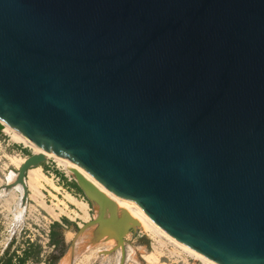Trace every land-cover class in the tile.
Instances as JSON below:
<instances>
[{
	"label": "water",
	"instance_id": "water-1",
	"mask_svg": "<svg viewBox=\"0 0 264 264\" xmlns=\"http://www.w3.org/2000/svg\"><path fill=\"white\" fill-rule=\"evenodd\" d=\"M5 125L188 249L264 264V0H0ZM46 160L6 189L26 203ZM73 175L122 242L137 223Z\"/></svg>",
	"mask_w": 264,
	"mask_h": 264
},
{
	"label": "rangeland",
	"instance_id": "rangeland-1",
	"mask_svg": "<svg viewBox=\"0 0 264 264\" xmlns=\"http://www.w3.org/2000/svg\"><path fill=\"white\" fill-rule=\"evenodd\" d=\"M0 136V179L4 178V174H14L17 176V172L19 169H16L15 166L11 165L10 160L11 158H24L26 159L32 154V148L29 146H25L20 142H16L12 139V137L8 134L7 130H4ZM57 163V162H56ZM60 166V165H59ZM42 170L54 183L59 189L55 190L52 185L49 183L43 182L44 189L43 191V201L44 204H40L38 202H34L32 200H28L27 210L23 216V220L17 224L14 214L12 212V204L6 205L0 199V254L3 250H8L10 255H13L16 251H20V246L24 244L25 240H29L30 238H34L35 233L31 231L34 227L36 219L38 218L39 212L43 215H47L48 219H52L55 223H62V228H55L56 232H59L57 238L62 239V244L58 245L56 249L52 252L45 254L46 256V264H60L62 259L70 252L73 247L75 239L80 235L81 228L80 224L81 221L75 217L76 212L78 211L74 206L69 204L66 194L69 192L64 186H62V179L67 178L68 175L71 180L67 178L69 182H75L74 177L67 173L63 166L57 168L55 162L52 163L51 160L48 163L42 164ZM7 175L4 179L6 181ZM52 177L59 178L57 182L56 179H52ZM3 181V182H4ZM57 187V188H58ZM65 189V191L62 190ZM67 191V192H66ZM31 192L28 191V195ZM56 195L55 196H53ZM71 194V193H70ZM74 196V195H73ZM79 200H82L88 204L89 207V215L90 221L94 222V219L97 217L96 215V208L94 204L87 198V196L83 193L76 197ZM115 211V210H114ZM122 214L117 215V217L122 218L125 212H120ZM64 214H68L73 219L67 218ZM126 214V213H125ZM64 218L70 221V224L67 226L64 223ZM94 218V219H93ZM15 220V221H14ZM60 221V222H59ZM15 225V226H14ZM102 224H98V239L105 242L113 243L112 247L111 244H101L96 246L95 248L85 252L81 255L73 264H150L146 259V256L150 255L151 253H155L153 249V240L152 234L143 228H141L138 224L132 225L128 232L123 236L122 242H119L116 238L113 237V234L110 232L111 229H108V234L110 237L105 236L101 237ZM109 226V225H106ZM104 226V227H106ZM18 227V228H17ZM32 227V228H31ZM27 228H31L27 230ZM109 228V227H107ZM23 229V230H22ZM106 229V228H105ZM22 231V232H21ZM21 232V234H20ZM80 232V233H79ZM67 234L69 235V239L67 238ZM18 238V239H17ZM18 241V244L16 243ZM35 247L39 245L34 243ZM111 247V248H110ZM107 248V250H104ZM110 248V249H109ZM62 249H65L64 254L61 256ZM103 250L100 253H92L91 251L94 250ZM61 256V257H60ZM155 256V255H154ZM158 260V257L155 256ZM161 263H168L171 262L167 258H160ZM53 260H56L53 262ZM35 264H39L41 259L39 256V261L33 260ZM159 262V260H158ZM157 262V264H158ZM189 264H200L199 262L190 261Z\"/></svg>",
	"mask_w": 264,
	"mask_h": 264
},
{
	"label": "bare ground",
	"instance_id": "bare-ground-1",
	"mask_svg": "<svg viewBox=\"0 0 264 264\" xmlns=\"http://www.w3.org/2000/svg\"><path fill=\"white\" fill-rule=\"evenodd\" d=\"M4 130H7L8 134L12 137V139L14 141L20 142V143L24 144L25 146L31 147L33 149L32 153H35V154L42 153V154H44V156L47 159H49V158L54 159L58 163V165L64 167V169L67 171L68 174H70V176L71 175L74 176L73 175L74 169L77 170L84 178H86L89 182L94 184L105 195V197L107 199H109L111 202L114 203V205H115L114 209L116 211V215L122 214L120 212H125L128 216L131 217V220L134 221L135 223H137L141 228H143L144 230H146L150 233H156V234H159L161 236H164V237L170 239L171 241H173L174 243H176L177 245H179L183 249H185L191 256L194 257L195 260L201 261L204 264H219V263H216V262L210 260L209 258L201 255V254L196 253L192 249H188L183 244L175 242L174 240H172L171 238L166 236L163 232H161L159 229L154 228L146 220H144L141 216H139L136 212H134L128 205H126L110 189L106 188L104 185L99 183L91 175L82 172L80 169H78L72 163L67 162V161L63 160L62 158L57 157L53 153L43 149L38 144L30 141L28 138H26L25 136L18 133L17 131H15L14 129H12L11 127H9L7 125H5L3 127L2 133H5ZM11 161H12V163H11ZM24 161H25L24 158L14 157V158H11L10 163H11V165L13 164L16 169H20V167L23 165ZM7 174H4V178L0 179V199L3 202H5L6 205L12 204V207H10V208H12V212H13L14 217L16 219V222L18 224L23 220V216L27 210V204L22 203V198L24 195V188L22 185L19 184V185L12 187L10 189H6L7 185H14V183L17 179V176H18V174H17V176H15L14 175L15 173L9 174V175H7ZM6 175H7V178H6V181H4ZM43 182L49 183L50 185H52V187L55 190L59 189L58 186H56L54 183L51 182L50 179H48L46 174L43 172L41 166L33 167L27 172V175L25 178V184H26L28 191L31 192L28 195V199L32 200L34 202H38L42 205L44 204V201H43V195L44 194H43L42 189H44V187H45ZM87 194L90 197V199L93 201V204L96 208V214H97L96 216H98L102 211V205L100 204V200L96 196L92 195L89 191L87 192ZM53 196L56 197V195H54V194H53ZM66 198L69 202L74 204L78 210L75 214V217L81 221V224H80L81 233L75 239L72 249L65 256V258L62 259L60 264H73L85 252H87V251H89V250H91V249H93L96 246L101 245V244H109L110 243L111 247H112L113 243H111V242L103 243L102 241L97 240L98 239L97 226H98V224L100 225V223H97L95 221L96 218L95 219L93 218L94 222L90 221L88 204L84 201L77 199L75 196H72L70 194H66ZM108 211H110V209ZM64 215L71 220L73 219V217H70L68 214H64ZM107 225H109V224H107ZM107 227H109V226H106L105 228L108 229ZM110 232L114 235V232L112 229L110 230ZM102 233H101V235H103ZM104 250H107V248H105ZM101 251H103V250L96 249V250L91 251V252L92 253H100ZM154 255L157 256L159 262H161L159 254L151 253L150 255L146 256V258H144V259H146L150 264H157L158 260Z\"/></svg>",
	"mask_w": 264,
	"mask_h": 264
},
{
	"label": "built area",
	"instance_id": "built-area-1",
	"mask_svg": "<svg viewBox=\"0 0 264 264\" xmlns=\"http://www.w3.org/2000/svg\"><path fill=\"white\" fill-rule=\"evenodd\" d=\"M50 160L52 163L55 162L57 168H60L58 163H56V161L52 158L47 159L46 163H48ZM66 177L69 179V181L71 180V178L68 175H66ZM52 179H56L57 182L59 181L58 177L57 178L52 177ZM53 224L54 222L52 221V219H48L47 215L45 214L43 215L41 212H39L38 218L36 219L34 227L33 228L31 227L32 229L27 228V230L31 229V231L35 233L34 238L25 240L24 244L20 246V251L19 250L16 251L17 255L21 257L22 251L24 249L36 243L39 245L41 249V252H40L41 261L39 264H46L47 260H46L45 254L52 252L57 247L55 244L51 242V230H52ZM61 225L63 226L62 223ZM151 234H152V240H153V243H152L153 249L155 253L159 254L160 258H167L171 262V264H189L190 261H195V262H199L200 264H204L201 261L195 260L194 257L191 256L185 249H183L181 246L177 245L170 239L164 236H161L159 234H156V233H151ZM16 243L18 244V241H16ZM4 252L5 250L1 252L0 256H2ZM13 262L14 263L17 262L16 257L13 258ZM25 264H35V263L32 259H29Z\"/></svg>",
	"mask_w": 264,
	"mask_h": 264
},
{
	"label": "trees",
	"instance_id": "trees-1",
	"mask_svg": "<svg viewBox=\"0 0 264 264\" xmlns=\"http://www.w3.org/2000/svg\"><path fill=\"white\" fill-rule=\"evenodd\" d=\"M42 166V164L40 165ZM62 186H64V188H66L69 193H71L72 195H74L75 197H79V195L83 196V192L82 190L78 187V185L75 182H69L67 180V178L62 179ZM65 225H69L70 221L66 218L63 219ZM62 228L61 225L59 223H55L52 226V230H51V242L53 244H55L56 246L62 244V239L61 238H57L59 234V232L55 231V228ZM40 252L41 249L40 247H35L34 245H30L28 248L24 249L22 251V256H18L17 253H13V255L9 254L8 250H5V252L3 253L2 256H0V263L1 264H25L29 259L35 260V261H39V256H40ZM65 249H62V253L61 256L64 254ZM60 256V257H61ZM16 257L17 258V262L14 263L13 262V258ZM56 260H53V262H55ZM54 264V263H53Z\"/></svg>",
	"mask_w": 264,
	"mask_h": 264
},
{
	"label": "crops",
	"instance_id": "crops-1",
	"mask_svg": "<svg viewBox=\"0 0 264 264\" xmlns=\"http://www.w3.org/2000/svg\"><path fill=\"white\" fill-rule=\"evenodd\" d=\"M62 190L63 191H65V189L64 188H62ZM67 192V191H66ZM67 194H70L69 192H67ZM70 195H72V194H70ZM73 196V195H72ZM78 199V198H77ZM69 202V201H68ZM69 204H71L72 206H74L75 207V205L74 204H72L71 202H69ZM76 208V207H75ZM77 209V208H76ZM69 235H71V234H67V238L69 237ZM69 239V238H68ZM158 264H167V263H161V262H158Z\"/></svg>",
	"mask_w": 264,
	"mask_h": 264
}]
</instances>
